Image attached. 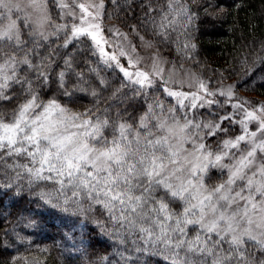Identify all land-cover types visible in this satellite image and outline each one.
<instances>
[{"label": "snow or ice", "instance_id": "snow-or-ice-1", "mask_svg": "<svg viewBox=\"0 0 264 264\" xmlns=\"http://www.w3.org/2000/svg\"><path fill=\"white\" fill-rule=\"evenodd\" d=\"M110 2L136 20L127 32L105 35L108 0H0L3 188L16 203L26 177L29 227L99 212L115 264H264V102L224 83L234 68L214 86L163 55L192 58L198 0H139L140 17L138 0ZM239 64L264 79V56ZM25 239L13 229L4 243Z\"/></svg>", "mask_w": 264, "mask_h": 264}, {"label": "trees", "instance_id": "trees-1", "mask_svg": "<svg viewBox=\"0 0 264 264\" xmlns=\"http://www.w3.org/2000/svg\"><path fill=\"white\" fill-rule=\"evenodd\" d=\"M132 3V0H120L122 4ZM191 3V0H188ZM199 14L190 29V39L196 44V49L190 60L178 57L174 47L162 46V53L178 64L195 68L206 78L211 79L216 85L221 79L225 69H235L224 73L227 79L224 83H237V90L249 96L264 97V79L260 73L251 80L242 78L240 73L239 57L248 55L249 63L255 56H264L261 44L264 43V0H198ZM221 9L223 14H219ZM107 11L120 27L128 31L127 25L136 23L135 19L125 20V13L114 11L113 5L108 0ZM196 11V8H193ZM141 16L139 0L136 4V17ZM124 20V23L120 21ZM56 41L54 40L53 43ZM79 45L73 44L67 51ZM79 57L77 60L79 61ZM95 67V65H93ZM257 68L261 67L259 61ZM81 68L83 64L81 63ZM86 71V69H84ZM100 72L107 78H112V73L101 67ZM243 80V82H242ZM116 85L119 81L115 82ZM111 89H109V92ZM105 96L108 93H104ZM83 104L91 103V98L83 99ZM10 162V161H9ZM212 182L215 178L211 173ZM4 178L0 175V264H115L118 257L113 256L117 251L111 237L101 233L100 228L93 221L96 218L105 219L99 212L89 216L87 220L80 217L73 220L66 214H53L45 212V222L37 227H29V221L36 222V217L30 215L26 209L37 207L36 198L27 191V179H22L24 191L23 199L13 203L16 188L10 191L3 188ZM40 187L52 188L51 184H41ZM34 191H39L38 188ZM26 237L23 241H15L11 247L5 246V233L11 234L12 230ZM12 257H16L13 261ZM108 257V260H104Z\"/></svg>", "mask_w": 264, "mask_h": 264}, {"label": "rangeland", "instance_id": "rangeland-1", "mask_svg": "<svg viewBox=\"0 0 264 264\" xmlns=\"http://www.w3.org/2000/svg\"><path fill=\"white\" fill-rule=\"evenodd\" d=\"M76 2L77 3H80V2H85V3H87L88 2V0H76ZM122 4H125V1H123V3ZM112 17H105V25H106V28H105V35L106 36H108L109 35V33H108V31H107V25L108 24H115V25H117L118 27H120V25H118L115 21H113V19H111ZM121 28V30L122 31H124V32H127V30H125V29H123L122 27H120ZM134 43H136L137 45H139V39H138V37H136L135 39H134ZM109 50H111L110 48H109ZM141 51V54L142 55H147V53L143 50V49H141L140 50ZM164 55V54H163ZM165 56V55H164ZM166 57V56H165ZM126 62V61H125ZM169 67H171V65H169ZM184 68H185V70H190V71H192V72H195V73H197V74H200L199 73V71L198 70H196L195 68H192V67H190V66H188V65H184ZM201 75V74H200ZM205 78V77H204ZM206 79V78H205ZM227 83H231V82H226V84ZM215 86V85H214ZM236 92H237V94L239 95V96H241V97H244L245 99H247V100H249L250 102H252V103H254V104H256V103H259V102H264V97H260V96H255V97H252V96H249V95H247V94H245V93H243V92H240V91H238L237 89H236ZM212 172H214V174H215V178H213V180H215V179H218V173H217V171L215 170V169H213L212 170ZM212 180V181H213Z\"/></svg>", "mask_w": 264, "mask_h": 264}]
</instances>
